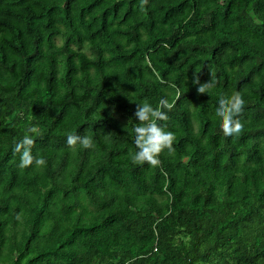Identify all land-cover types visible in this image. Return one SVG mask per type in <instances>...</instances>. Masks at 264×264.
I'll return each mask as SVG.
<instances>
[{
    "label": "trees",
    "instance_id": "1",
    "mask_svg": "<svg viewBox=\"0 0 264 264\" xmlns=\"http://www.w3.org/2000/svg\"><path fill=\"white\" fill-rule=\"evenodd\" d=\"M144 100L157 165L130 158ZM0 264H264V0H0Z\"/></svg>",
    "mask_w": 264,
    "mask_h": 264
},
{
    "label": "clouds",
    "instance_id": "2",
    "mask_svg": "<svg viewBox=\"0 0 264 264\" xmlns=\"http://www.w3.org/2000/svg\"><path fill=\"white\" fill-rule=\"evenodd\" d=\"M193 83L198 85L197 91L199 93H206L214 84L212 80L201 83L198 76H195ZM159 103L171 107V104H168L164 97H161ZM244 103L245 101L239 91L219 98L215 114L219 117V126L226 136L239 132L243 127L242 122L236 118V113L241 111ZM135 117L139 121L133 128L136 150L130 152V158L134 163L147 162L150 165H157L159 163L158 154L165 147H169L175 138L173 131L158 125L154 119H166V113L154 107L149 101L144 100L137 105ZM38 135V125L29 124L22 137L15 141L14 151L19 153L21 167L32 165L34 161L38 165L45 163L43 157L33 154L32 146ZM66 143L69 146L79 143L88 148L93 146L94 141L88 135L68 133Z\"/></svg>",
    "mask_w": 264,
    "mask_h": 264
}]
</instances>
